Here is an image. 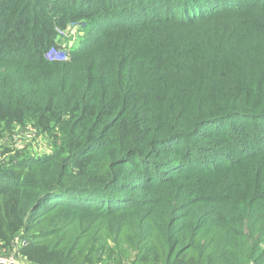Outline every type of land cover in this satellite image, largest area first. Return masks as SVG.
<instances>
[{
	"label": "trees",
	"instance_id": "trees-1",
	"mask_svg": "<svg viewBox=\"0 0 264 264\" xmlns=\"http://www.w3.org/2000/svg\"><path fill=\"white\" fill-rule=\"evenodd\" d=\"M248 12L264 0H0L3 253L264 264V20L213 23ZM27 125L48 151L19 147Z\"/></svg>",
	"mask_w": 264,
	"mask_h": 264
},
{
	"label": "rangeland",
	"instance_id": "rangeland-1",
	"mask_svg": "<svg viewBox=\"0 0 264 264\" xmlns=\"http://www.w3.org/2000/svg\"><path fill=\"white\" fill-rule=\"evenodd\" d=\"M246 20H254V23H263L264 13L248 12L238 15H229L228 17L213 23H245ZM87 29L88 26L85 23L79 22L78 24H69L65 30L58 31L56 40L57 48L48 52L46 57L51 61H66L68 59L67 56L70 54V52L72 50H75L83 43ZM18 130L19 134H16L17 136L15 137V139L21 141L19 147H22L24 144L27 145L31 142V144L33 145L32 150L34 149V152L38 151L40 153H45L49 150L45 138H42L40 135H38L34 128H31L27 125V128H19ZM16 145H18V143ZM0 253L6 255L5 257L10 256H7L8 252L3 253L2 248H0ZM13 256L14 255H12V258ZM7 260L12 261V264H29L19 256H15L12 260Z\"/></svg>",
	"mask_w": 264,
	"mask_h": 264
},
{
	"label": "built area",
	"instance_id": "built-area-1",
	"mask_svg": "<svg viewBox=\"0 0 264 264\" xmlns=\"http://www.w3.org/2000/svg\"><path fill=\"white\" fill-rule=\"evenodd\" d=\"M13 258H12V256L5 257L3 255H0V264H12V261H9L7 259L12 260Z\"/></svg>",
	"mask_w": 264,
	"mask_h": 264
}]
</instances>
